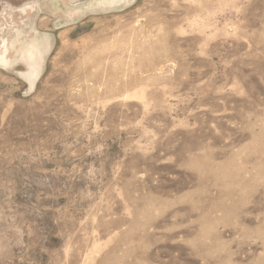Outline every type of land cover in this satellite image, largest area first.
Listing matches in <instances>:
<instances>
[{
	"label": "rangeland",
	"instance_id": "rangeland-1",
	"mask_svg": "<svg viewBox=\"0 0 264 264\" xmlns=\"http://www.w3.org/2000/svg\"><path fill=\"white\" fill-rule=\"evenodd\" d=\"M0 264H264V0H0Z\"/></svg>",
	"mask_w": 264,
	"mask_h": 264
},
{
	"label": "bare ground",
	"instance_id": "bare-ground-1",
	"mask_svg": "<svg viewBox=\"0 0 264 264\" xmlns=\"http://www.w3.org/2000/svg\"><path fill=\"white\" fill-rule=\"evenodd\" d=\"M110 1H112V0H110ZM101 2H102V0H101ZM88 6V5H87ZM86 6V7H87ZM68 8V7H67ZM83 8V7H82ZM92 8V7H91ZM78 9V8H77ZM80 9V8H79ZM72 13V12H71ZM70 19V18H69ZM46 39V38H45ZM37 40V39H36ZM31 41V40H30ZM34 42V41H33ZM39 44V43H38ZM24 46V45H23ZM26 46V45H25ZM25 46H24V48H25ZM6 47V46H5ZM4 47V48H5ZM35 48L36 47H33V49L35 50ZM31 50V49H29L27 52H28V54L30 55L29 57H30V59L32 58V60H34V59H36V57H35V54L33 53L34 52V50ZM44 49V48H43ZM5 50V49H4ZM23 50V49H22ZM7 51V50H6ZM23 52V51H22ZM5 53V52H4ZM40 57V56H39ZM3 59V58H2ZM3 61H6V59H4ZM37 61V60H36ZM7 62V61H6ZM34 67V66H33ZM32 67V72L30 73V74H28V75H25L26 77H27V80L29 79L30 80V82H31V84L32 85H34V83H35V80L37 79L36 77H37V74H39V73H37L36 74V68H33ZM29 80H28V82H29Z\"/></svg>",
	"mask_w": 264,
	"mask_h": 264
}]
</instances>
